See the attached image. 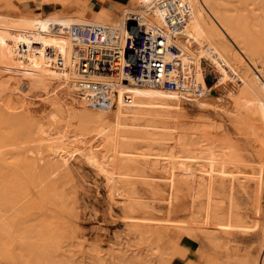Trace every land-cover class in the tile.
I'll return each mask as SVG.
<instances>
[{"label": "bare ground", "instance_id": "obj_1", "mask_svg": "<svg viewBox=\"0 0 264 264\" xmlns=\"http://www.w3.org/2000/svg\"><path fill=\"white\" fill-rule=\"evenodd\" d=\"M8 1L7 8L12 5ZM37 1L65 7L70 0ZM162 1L129 0L125 6L112 8L104 4L95 13L84 3H79L78 10L72 9L65 14L55 12L43 19L32 11L9 15L0 8V39L6 40V43L1 40L2 46L8 44L16 48L18 59H13L12 63L24 69L26 75V79L19 78L18 73L12 71L11 63L10 70L15 77L0 69V168L7 164L10 156L14 157L15 151V154L30 151L29 157L31 155L33 159L27 161V171L22 169L23 172L53 192L57 174V166L53 165L60 163L63 172L78 188L80 182L70 162L74 155L88 157L95 163L96 175L109 180L107 191L114 204L121 203L124 195L122 205L131 209V202L145 205L143 198L134 191L135 182L129 180L127 172L121 173L128 180L121 188L128 190L119 193L115 185L117 181H114L118 179L112 180L107 170L97 165L99 158L102 160L100 153L104 151L111 155L114 166L119 169L135 156L152 160L154 164L167 168V172L173 170L177 186H171L166 195L177 204L185 199L188 205L181 214L182 218L178 219L177 227L187 235L198 230L203 242L201 250H213L216 255L214 264H264V233L257 246L258 253L228 255L216 232L223 224L237 222L233 212L215 208L213 220L203 219L202 205L197 201L199 197L211 194L212 182L219 179L222 164L234 163L239 178L245 173L241 152L249 154V163L254 155L253 149L264 155V0H177L186 5L182 13L184 20L177 30H173L164 17ZM235 3H238L236 7ZM232 4L235 10L231 8ZM133 18L140 26L135 27ZM95 24H103L115 32L118 37L115 45L123 43L131 26L132 30L141 26L146 30L160 29L178 50L176 67L183 78V87L167 90L163 86L137 82L123 74L115 80L91 75L88 78L92 81L109 83L105 93L109 106L90 104L95 92L80 85L83 76L72 55L74 46L81 45L82 40L72 34L71 28ZM8 45L4 46L7 48ZM3 50L4 53L6 49ZM59 58L63 63L56 67L55 60ZM125 96L131 98L129 103ZM46 103L53 107L47 114L49 120L47 118L43 124L50 126L36 132V136L23 127L18 128L15 122L23 118L18 116L26 113L29 120L36 118L35 113L43 111L38 109L39 106ZM63 123L65 127L60 126ZM66 126L72 129L68 130ZM38 147L44 148L45 154L48 151L45 155L49 158H46L47 162H43L45 157L35 156L36 152L32 154V150ZM0 178L6 176L1 174ZM150 207L153 212L157 210L152 205ZM15 222V218L0 220V241L12 240V230L19 229L20 225ZM240 229L245 230L242 225ZM20 233L17 237L21 236ZM38 241L40 245L46 243L44 239ZM51 241L50 238L47 243L50 246ZM177 243L178 239L168 233L163 255L167 258L179 256ZM48 245L38 257L37 251V259L31 260L34 264H70L69 258L58 254L60 251L54 254L56 249L52 250L53 247ZM114 250L123 256L125 249L117 247ZM146 261L153 262L151 258ZM86 264L101 263L89 261Z\"/></svg>", "mask_w": 264, "mask_h": 264}, {"label": "rangeland", "instance_id": "obj_2", "mask_svg": "<svg viewBox=\"0 0 264 264\" xmlns=\"http://www.w3.org/2000/svg\"><path fill=\"white\" fill-rule=\"evenodd\" d=\"M7 1L0 0V8L9 15L25 10L34 12L39 19L48 17L55 12L65 14L72 9L78 10L79 3L85 4V0H70L67 6L61 7L54 3H48V6H44L45 4L37 0H9L8 2L12 3L13 7L11 5L12 8L10 6L7 8ZM233 5L230 6L235 10L238 3L237 5L235 3V7ZM50 7L53 9L44 14ZM1 40L6 43V40ZM2 41L0 42V69H5L4 71L11 72V74L15 71L19 78L26 79L25 70L17 68L12 63L13 59L15 61L18 59V57L16 58V48L13 46L11 48L8 44L2 46ZM4 45H8V47L6 48ZM3 49H6L4 53L1 52ZM10 63L13 72L10 70ZM16 74H12L11 77H15ZM44 105H38L39 110L45 111L36 112V118L31 117L32 119L29 120V115L27 116L26 113L18 116L20 118L26 117L25 119L22 118L21 121L17 117L19 123L15 122V124H18V128L23 127V130L30 132L31 135L45 130L49 124H43V122L47 120L49 116L47 114L51 113L53 106H50V103ZM37 121L42 123L39 125ZM63 124L60 126L65 127ZM67 129L72 128L69 126ZM32 151H34L32 154L36 152L34 155L38 154L37 157L39 158L48 155L47 150L46 154L44 153V148L38 147ZM252 151L254 155L251 158V163L248 162L249 154L241 152V156H244L242 166L245 168V173L241 177L236 176L234 163L227 161L226 164L220 166L219 179L221 181L219 179L213 181L210 189L211 194L201 196L197 200L202 205L203 219L213 220L217 209L223 210L225 208L233 212L237 222L223 224V227L221 226L222 228L220 227L216 232L220 242L226 246L228 255L238 254L237 256H241L244 252L258 253L259 240L264 233V155L262 151L256 149ZM15 152L13 155L16 157V163L15 158L10 156L7 164L0 168V175L6 176L5 180L0 178V220L9 221L15 218V225L17 223L20 225L18 226L19 229L15 227L17 230H12L11 241L9 239L0 241V264H34V261L31 260L37 259H35L37 251H39L38 257L42 250L47 248L46 245L50 243V238L53 239V242L51 241L52 246H48L53 247L52 250L56 249L54 254L60 251L58 254H63L69 258L70 264L76 262L86 264L89 261H98L101 264H187L188 262L189 264H214L216 255L213 250L209 248L206 251L201 250L203 242L202 237L197 233L198 230L187 235L177 227L178 219L182 218L181 214L188 205L185 199L181 200L178 205L175 200H170L166 195L171 186H177V178L172 173L173 170L169 169L167 172V168L160 167L159 163L154 164L155 162L152 160L140 156H135L126 161L125 166L119 169L114 166L115 162L111 155L104 151L100 153L102 160L99 158L97 165L107 170V174L111 179L113 178L112 180L117 178L120 181L118 183V180H114L117 181L115 185L119 188V193L128 190L121 188L128 181L125 175L121 173L127 172L129 180L135 182L134 191L143 198L146 205H137L131 202L132 208L127 209L125 205H122L124 195L121 198L123 199L121 203L114 204V199L108 192L109 180L107 181L105 176L99 178L96 175L94 172L95 163L90 158L74 155L78 159L73 157L70 162L73 173L81 183H79L81 188H77L75 183L73 184L71 179L69 180L60 163L54 164L53 166H57L54 184L56 186L51 192L52 190L42 187L43 183L38 180H31V177L23 172L22 169L27 171L28 166L26 164L30 159H33L31 155L29 157L30 151L27 154L26 151L20 154L19 151L16 154ZM23 154L26 155L25 158L22 157ZM19 158L22 161L20 162L21 165L18 163ZM46 158L48 157L46 156L43 162H47L49 158ZM115 170L119 171L116 172ZM72 184L75 185L73 186L75 190L72 188ZM39 187L41 188L39 189ZM76 190L79 191L75 194ZM125 198H128L127 194ZM151 205L157 210L153 212ZM179 215L180 217H178ZM241 225L244 227V231L240 229ZM16 232L18 234L21 232V236L18 235L22 237L21 239L17 237ZM22 233L27 236L25 237ZM168 233L178 239L177 251L179 256L167 258L163 255L166 246L165 238ZM38 239H44L46 243L40 245ZM117 247L125 249L123 256L115 252L114 249ZM32 257L33 259H31ZM116 257L123 261L119 262ZM147 258H151L153 262L146 261ZM213 259L214 261H212Z\"/></svg>", "mask_w": 264, "mask_h": 264}, {"label": "built area", "instance_id": "obj_3", "mask_svg": "<svg viewBox=\"0 0 264 264\" xmlns=\"http://www.w3.org/2000/svg\"><path fill=\"white\" fill-rule=\"evenodd\" d=\"M164 17L171 28L177 30L184 18L182 13L186 5L177 0H163ZM135 27L136 19H132ZM140 26V25H139ZM132 30L121 45H115L118 37L115 32L103 24L73 26L72 34L80 39L81 45H75L72 55L76 59L77 70L83 76L80 85L95 92L90 104L97 107H108V98L105 93L109 89L106 81H92L91 75L107 76L113 80L122 77L121 74L131 77L137 82H146L150 85L163 86L167 90H176L183 87V78L177 71L176 46L168 42V37L160 30L147 29L143 26ZM63 59L55 60L56 67L62 66ZM130 102V97L125 96Z\"/></svg>", "mask_w": 264, "mask_h": 264}, {"label": "crops", "instance_id": "obj_4", "mask_svg": "<svg viewBox=\"0 0 264 264\" xmlns=\"http://www.w3.org/2000/svg\"><path fill=\"white\" fill-rule=\"evenodd\" d=\"M128 1L129 0H85V6L91 10L92 13H95L99 10V8H101L104 4L106 6H109V7H115V6H125L128 4ZM48 6L49 4H45L44 6ZM53 8H48V10H46L44 12L45 13H48L50 10H52ZM91 13V14H92ZM90 14V15H91Z\"/></svg>", "mask_w": 264, "mask_h": 264}]
</instances>
